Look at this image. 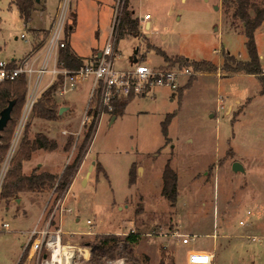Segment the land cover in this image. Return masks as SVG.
Masks as SVG:
<instances>
[{
  "label": "rangeland",
  "instance_id": "1",
  "mask_svg": "<svg viewBox=\"0 0 264 264\" xmlns=\"http://www.w3.org/2000/svg\"><path fill=\"white\" fill-rule=\"evenodd\" d=\"M126 1L139 18L149 13L151 26L143 23L136 36L125 31L117 35L116 66H128L137 56L150 66L203 59L218 70L200 71L189 63L193 73L176 91L157 87L135 95L112 123V115H102L82 149L86 152L81 171L55 209L50 233L61 230L62 247L75 252L73 264H91V245L100 236L122 237L132 230L140 233L133 253L143 264H187L190 249L212 252L211 264H264V94L256 76L219 71L224 53L248 59L242 22L232 16L231 0ZM60 3L42 0L25 23L12 0H0V60L39 55ZM115 8L116 0H68L62 39L84 60L90 54L94 59L93 51H100L108 38ZM254 42L264 70V21L254 31ZM88 88L84 83L62 97L55 94L53 120L38 118L30 110L11 165L21 142L41 133L60 150L68 139L70 145L64 155L58 149H35L22 160V173L29 174L39 162L60 175L88 127L81 125ZM66 102L71 108L58 114L57 107ZM167 118L164 135L162 122ZM13 134L8 141L7 133L0 139V146L8 142L0 150V170ZM92 160L95 164L86 177ZM234 162L244 171H233ZM166 163L177 175L173 205L161 194ZM18 197L19 203L0 195V264H17L19 259V264H41L50 259V248L42 243L40 250H30L28 233L46 225L56 205L53 188ZM174 232L192 239L183 244ZM100 264H126V259H104Z\"/></svg>",
  "mask_w": 264,
  "mask_h": 264
},
{
  "label": "trees",
  "instance_id": "2",
  "mask_svg": "<svg viewBox=\"0 0 264 264\" xmlns=\"http://www.w3.org/2000/svg\"><path fill=\"white\" fill-rule=\"evenodd\" d=\"M125 1L126 0H124L125 4L123 3L124 6H122L120 10L119 20L116 27V40L117 35L122 31L135 36L140 34L139 19L132 16V11L127 9V1ZM12 2L18 9L21 19L27 23L31 17L32 11L35 9V6L39 5L42 0H12ZM231 3L234 6L232 16L239 18L242 22L243 32L246 36L245 48L248 54V59L244 61L237 60L233 55L224 53L223 63L219 67V71L224 72L226 76L235 73H245L256 76L260 83L259 92L260 94H264V70L260 67L259 55L254 42V31L262 23V21H264V1L258 3L255 0H231ZM250 10H252V14ZM42 40L43 39H41V42L38 43L37 46L42 43ZM158 51L163 54L165 59H167V56L163 51ZM58 61L60 64L68 68H77L84 64V60L71 50L68 43H66L64 47L60 48ZM177 62L181 65H187L190 63L195 69L205 72H215L218 70V68L210 61L203 59L192 62H189L186 59H178ZM56 87L57 84L50 86L36 99L31 109L34 116L44 120L55 119L56 104L53 96ZM25 96L26 83L23 76H19L13 80L0 81V110L6 106L9 100H15L11 110V118L1 131L2 133L0 132V139L4 137V133H7L4 139H7L8 141L12 132H14L13 129H15L16 123L20 117ZM132 97L133 96L131 95L124 99H115L112 101L113 108L111 115H114L116 118L118 115L123 114L126 105ZM169 120L170 118H167L162 122V132L164 135H166ZM9 124H11L10 129L7 128ZM95 129L96 126H94V121H92L87 127L82 144L75 154L74 159L64 166L60 175L52 174L46 171H38V168H34V170L29 174L22 173V160H28L32 151L37 148L54 150L57 147L55 140L38 133L32 141L24 140L21 142V148H19V154L16 157L17 159H15L13 165H11V161H9V165L6 169L5 177L0 186L1 198H18L19 194L23 192H41L53 188V194H55V197L54 202H52L55 203L56 199L61 198L70 186L86 152V150L82 151V149L86 141L92 137ZM70 142L71 140L68 139L66 143H64V150H67ZM7 144L8 142L0 146V150L4 151ZM95 167L100 168V163L96 162ZM128 174L130 176V173ZM161 178V194L170 202L171 205H173L177 198V175L168 163L164 165ZM54 214L55 212L50 219L49 227L52 225L51 221L53 220L52 218ZM139 238L140 233L135 231L129 232L122 237L114 234L102 235L91 245L90 258L88 261L91 264H100L104 259L124 257L126 259V264H143L133 253V245L139 240ZM20 260L21 259H19L17 264H19ZM159 264L169 263H165L162 260Z\"/></svg>",
  "mask_w": 264,
  "mask_h": 264
},
{
  "label": "built area",
  "instance_id": "3",
  "mask_svg": "<svg viewBox=\"0 0 264 264\" xmlns=\"http://www.w3.org/2000/svg\"><path fill=\"white\" fill-rule=\"evenodd\" d=\"M123 2L124 0H116L112 27L104 46L96 56L94 55V59L80 67L68 68L58 61L59 50L66 44L61 36L62 31L65 30L68 0H61L55 15L56 19L49 28V33L39 55H28L21 61L0 60V81L13 80L23 76L26 83L25 103L0 170V179L3 178L9 165L8 160L10 161L17 145L27 115L36 99L50 86L57 84L54 95L62 97L67 92L75 90L78 85L88 83V95L81 125H89L94 121V126H96L102 115H111L112 101L115 99H124L131 95H144L157 87L166 88L173 92L180 87L185 78L191 76L193 73L191 67L181 65L176 61L173 63L165 62L159 66H150L143 61H135L126 67L115 65L116 27ZM20 37L25 38V35L21 34ZM45 76H47L46 83L41 85ZM60 199L56 200V205L43 229L33 227L28 233L30 250H40L42 243H46V246L50 248V259L53 255L54 246L61 245V230L57 229L50 233L49 227L50 219ZM240 223L242 222L240 221ZM1 226L6 229L9 225L7 222H3ZM173 234L180 237L183 244L189 243L192 239L178 232ZM66 247L71 248L70 246ZM213 258L212 252L191 249L187 252L186 262L187 264H211ZM48 261L49 259H45L41 264H47Z\"/></svg>",
  "mask_w": 264,
  "mask_h": 264
},
{
  "label": "crops",
  "instance_id": "4",
  "mask_svg": "<svg viewBox=\"0 0 264 264\" xmlns=\"http://www.w3.org/2000/svg\"><path fill=\"white\" fill-rule=\"evenodd\" d=\"M130 2H131V0H130ZM131 11H132V16L133 17H137L138 19H139V22H140V25H143V23H144V26H145V28H150V26H151V23H150V21H149V19H150V14L149 13H144V15L142 16V18L140 17L139 18V16H136V14H135V10L133 9V6H131ZM145 15H146V17H145ZM70 45V44H69ZM70 48H71V46H70ZM72 49V48H71ZM93 52H95V56L98 54V52H99V50L98 51H93ZM92 52V53H93ZM76 55H78V54H76ZM79 56V55H78ZM91 54L89 55V57H88V60H84L83 58V60H84V63H86V62H90L92 59H91ZM134 59H136V61L138 60V58H137V56H133V58H132V60H131V62L129 63V65H131L133 62H134ZM128 65V66H129ZM127 66V65H126ZM126 66H119V67H126ZM185 80V79H184ZM183 80V81H184ZM183 81H182V84H183ZM82 84H84V83H82ZM81 85V84H80ZM181 86V85H180ZM133 98V97H132ZM127 106V105H126ZM61 107H64V109H63V111L65 110V111H67V110H69L70 108H71V103H68V102H66V103H61L58 107H57V113L58 114H60L59 113V109L61 108ZM228 110H229V108H228ZM227 110V111H228ZM226 111V112H227ZM116 119V118H115ZM114 119V120H115ZM65 130H63V132H64ZM55 149H58L57 147L55 148ZM58 150H60V149H58ZM49 151H52V150H49ZM62 153H63V155H64V149L63 150H60ZM84 163V160H83V162L80 164V166H79V168H78V170H77V174H79L80 173V171H81V168H82V164ZM63 165H64V163L62 164V167H63ZM38 167H40V169L38 168ZM42 167H44L43 169H42ZM35 168H38V171H46V172H49V173H52V174H54L55 172H52V171H49V170H47V168L45 167V166H43V164L42 163H37V166L35 167ZM32 170H34V169H32ZM76 174V175H77ZM191 250V249H190ZM189 251V250H188ZM187 251V252H188ZM186 255H187V253H186Z\"/></svg>",
  "mask_w": 264,
  "mask_h": 264
},
{
  "label": "water",
  "instance_id": "5",
  "mask_svg": "<svg viewBox=\"0 0 264 264\" xmlns=\"http://www.w3.org/2000/svg\"><path fill=\"white\" fill-rule=\"evenodd\" d=\"M37 1H38V0H37ZM135 61H136V59H134V62H135ZM14 103H15V100H14V99L9 100V101L7 102V104H6V106L3 107V108L0 110V132L4 129V127L7 125V122H8V121L10 120V118H11V110H12V108H13ZM63 109H64V107H61V108L59 109V113H61V112L63 111ZM114 119H115V116L112 115L111 118H110L109 123H112V122L114 121ZM0 136H1V133H0ZM94 164H95V161L92 160L90 166L88 167V171H87V173H86V177L89 176L90 171L92 170ZM232 170H233V171H236V172H237V171H240V172H243V171H244L242 165H241L239 162H234V163L232 164ZM84 182H85V179H83L82 183H84ZM15 200H16L17 203L20 202V198H19V197L16 198Z\"/></svg>",
  "mask_w": 264,
  "mask_h": 264
},
{
  "label": "bare ground",
  "instance_id": "6",
  "mask_svg": "<svg viewBox=\"0 0 264 264\" xmlns=\"http://www.w3.org/2000/svg\"><path fill=\"white\" fill-rule=\"evenodd\" d=\"M64 251V252H63ZM54 256L47 264H73L74 250L68 247L54 246Z\"/></svg>",
  "mask_w": 264,
  "mask_h": 264
}]
</instances>
